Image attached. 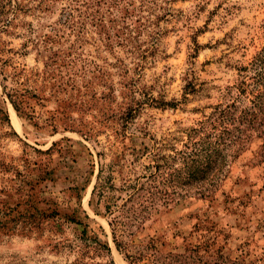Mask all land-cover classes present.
I'll return each mask as SVG.
<instances>
[{"label": "rangeland", "instance_id": "374dc122", "mask_svg": "<svg viewBox=\"0 0 264 264\" xmlns=\"http://www.w3.org/2000/svg\"><path fill=\"white\" fill-rule=\"evenodd\" d=\"M263 49L264 0H0V264H74V210L129 264L90 205L101 166L117 185L160 156L183 168L185 152L233 128L219 111ZM245 128L212 196L179 189L156 214L148 232L167 249L264 264V133Z\"/></svg>", "mask_w": 264, "mask_h": 264}, {"label": "trees", "instance_id": "16d2710c", "mask_svg": "<svg viewBox=\"0 0 264 264\" xmlns=\"http://www.w3.org/2000/svg\"><path fill=\"white\" fill-rule=\"evenodd\" d=\"M239 71L241 80L231 89L235 90L233 102L220 110L217 118L233 128L224 126L222 135L209 137L198 147L195 144V149L183 155V168L173 167L175 157L170 160L171 157L160 156L154 158L156 165L146 167L149 174L117 185L111 171L101 166L90 205L95 207L98 215L106 218L113 242L129 264H224V260L221 263L209 261L205 254L208 248L202 245L189 243L169 250L165 241L150 235L148 230L156 214L177 203V198L182 195L179 189L188 188L189 191L194 188L201 197H209L216 192L229 167L231 155L224 151L246 139L236 136L233 131L242 135L241 128L247 127L246 131L264 133V118L260 119L258 115V109L264 106V102L259 92L256 94L258 87L264 85V49L251 63V68L243 67ZM250 72L256 74L251 76ZM249 96L252 97L250 106L243 108L237 116L240 108L237 104ZM12 103L20 112L19 105ZM77 213L78 210H74L72 215L66 216L68 222L83 226L81 234L67 244L68 250L77 253L74 264H90L93 256L107 257V262L102 264H115L111 259L110 246L100 239L90 224L78 218ZM51 214L60 215L57 210Z\"/></svg>", "mask_w": 264, "mask_h": 264}]
</instances>
